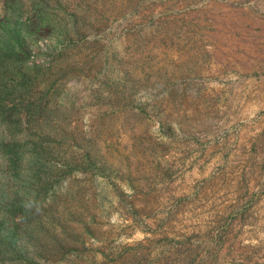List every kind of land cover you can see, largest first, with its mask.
Instances as JSON below:
<instances>
[{"label":"rangeland","instance_id":"rangeland-1","mask_svg":"<svg viewBox=\"0 0 264 264\" xmlns=\"http://www.w3.org/2000/svg\"><path fill=\"white\" fill-rule=\"evenodd\" d=\"M0 180V264H264V0H0Z\"/></svg>","mask_w":264,"mask_h":264},{"label":"trees","instance_id":"trees-1","mask_svg":"<svg viewBox=\"0 0 264 264\" xmlns=\"http://www.w3.org/2000/svg\"><path fill=\"white\" fill-rule=\"evenodd\" d=\"M22 38L20 33H14V40L13 46H10L11 49L7 51V54H13L15 55V47L17 44L22 43ZM20 158L19 155H12L8 158H6V165L8 166V169L15 170V174H18V163L17 160ZM0 184L4 185L2 181L0 180ZM4 193L2 192L0 197L2 199H5ZM10 202L1 204L0 206V212L2 213V217L0 218V261L3 260V256L12 253L16 254L19 250L18 248H21V238L25 237V233L21 234L18 232L21 227L20 223L14 222L13 220H9L11 215H20L22 216V219H24L25 216H27L28 211L24 209V205L26 204V201L23 199V197H17L14 196ZM13 206V207H12ZM10 221V224H8Z\"/></svg>","mask_w":264,"mask_h":264}]
</instances>
